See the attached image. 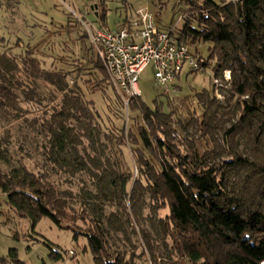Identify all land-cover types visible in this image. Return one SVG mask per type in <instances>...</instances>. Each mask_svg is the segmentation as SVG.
Instances as JSON below:
<instances>
[{
  "label": "rangeland",
  "instance_id": "374dc122",
  "mask_svg": "<svg viewBox=\"0 0 264 264\" xmlns=\"http://www.w3.org/2000/svg\"><path fill=\"white\" fill-rule=\"evenodd\" d=\"M186 1L0 0V81H33L38 94L36 102L29 104L22 92H18L24 110L20 118L0 113V139L6 141L11 156L14 155L13 159L9 156L10 167L24 165L35 172L49 171L71 208L85 207L91 217L101 223L109 251L119 255L123 264L189 263L179 261L173 254L172 241L161 221L168 212L156 210L149 197H146L139 217H133L138 235L126 224L123 206L131 212L129 196L117 191L115 181L122 184L119 177H128L132 168L137 175V169L130 150L127 147L119 149L107 140L106 133H117L122 122L130 129L133 116L129 112L128 118L125 105L122 107L110 86L100 82V76L95 80L97 75L93 66L86 65L79 74L76 65L89 61V53L83 46L91 47L86 27L93 31H116L127 18L134 19L137 12L149 6L153 12L160 13L161 30L176 26L177 35L185 27V22H179L180 18L185 19L192 13ZM212 47L213 44L201 43L189 49L197 60H207ZM31 59H36L43 71L71 73L69 89L82 92L86 101L94 103L101 117L99 121L84 119L83 124L76 125L78 136L71 138L67 151L55 167L45 154L48 141L42 133L41 122L52 115L54 107L62 104L64 94L44 78ZM226 72L231 80L224 83L218 98L213 92L215 63L197 74L186 69L181 80L166 94L171 103L170 112H173L169 121L177 130L173 138L185 154L191 153L190 146L194 142L202 153L209 151L212 164L230 159L231 152L249 161L229 173L230 192L249 197L257 190L256 180L251 179L252 165L264 163V145L259 144L248 129L237 132L227 141L228 132L239 123L241 115L236 105L229 104L233 77L231 71ZM78 74L81 90L74 87ZM224 75L221 71L217 78L224 80ZM139 83L144 104L153 108L158 102L165 111L168 110L164 90L156 87L153 66L145 70ZM76 159L85 164V171L74 166ZM4 183L0 175V186ZM127 189L131 190L130 182ZM144 230L156 241L153 246L158 260L150 257L143 238ZM52 246L63 253V260L51 258ZM0 264L96 263L85 238L76 242L73 232L59 229L49 219H43L34 229L31 221L21 217L8 205L6 197L0 195Z\"/></svg>",
  "mask_w": 264,
  "mask_h": 264
},
{
  "label": "trees",
  "instance_id": "16d2710c",
  "mask_svg": "<svg viewBox=\"0 0 264 264\" xmlns=\"http://www.w3.org/2000/svg\"><path fill=\"white\" fill-rule=\"evenodd\" d=\"M186 2L192 13L181 21L185 22V27L177 33L179 42L188 47L213 44L210 57L198 61L206 69L215 63V77H219L221 71L232 73L229 104L238 107L241 118L228 132L227 141L237 132L248 129L253 138L264 145V0ZM130 20L127 18L120 27ZM83 46L89 53V61L76 65L78 73L86 65L93 66L97 75L95 80L100 76V82L113 89L92 48ZM28 54L31 56L30 52ZM31 60L36 62L33 66H38L44 78L64 94L62 104L54 107L52 115L41 122L42 133L48 141L45 154L55 167L67 151L71 138L78 136L76 125L83 124L84 119L99 121L101 117L94 103L86 101L82 92L69 89L71 73L43 71L36 59ZM79 74L74 87L81 90ZM175 86L176 83L172 87ZM19 91L29 104L36 102L35 82L0 81V113L20 118L24 110ZM113 91L123 107L122 99ZM164 96L169 102L167 111L158 102L151 108L141 98L134 99L129 108L133 116L132 127L129 129L122 122L117 133H106L107 140L119 149L127 147L130 150L137 169V175L132 168L128 177H119L122 184L115 181L117 191L129 196L131 212L123 206L126 224L138 235L133 217H139L146 197H149L156 210L168 212L161 221L179 261L189 264H264V163L252 165L251 179L256 180V192L249 197L244 193L233 195L229 173L249 161L231 152L230 159L212 164L209 151L202 153L194 142L190 146L191 153L185 154L173 138L177 130L169 121L173 114L170 99ZM11 154L6 141L0 139V175L5 180L0 186V195L6 197L8 205L21 217L29 219L34 229L43 219H49L59 229L73 232L76 242L85 238L96 264H123L119 255L109 251L101 223L93 219L85 207L71 208L49 171L35 172L24 165L11 168L10 157L14 158ZM74 166L81 172L86 170L79 159L74 161ZM129 182L130 191L127 189ZM143 238L150 257L157 259L153 246L155 239L145 230ZM50 249L53 260L64 259L62 252L53 246ZM13 255L17 256L15 252Z\"/></svg>",
  "mask_w": 264,
  "mask_h": 264
},
{
  "label": "built area",
  "instance_id": "2783aa9c",
  "mask_svg": "<svg viewBox=\"0 0 264 264\" xmlns=\"http://www.w3.org/2000/svg\"><path fill=\"white\" fill-rule=\"evenodd\" d=\"M159 17L160 13L153 12L148 6L117 31H93L86 27L87 41L127 113L131 102L142 97L139 81L149 66L154 68L156 87L163 89L165 95L182 78L186 69L192 74L206 70L189 47L179 42L176 26L161 30ZM183 19L181 17L179 22ZM224 80L214 77V95L218 98L224 83L231 80L226 71Z\"/></svg>",
  "mask_w": 264,
  "mask_h": 264
},
{
  "label": "crops",
  "instance_id": "0c3cea01",
  "mask_svg": "<svg viewBox=\"0 0 264 264\" xmlns=\"http://www.w3.org/2000/svg\"><path fill=\"white\" fill-rule=\"evenodd\" d=\"M118 30V29H117Z\"/></svg>",
  "mask_w": 264,
  "mask_h": 264
}]
</instances>
